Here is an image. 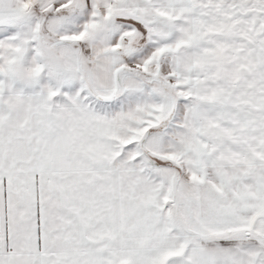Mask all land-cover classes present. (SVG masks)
Listing matches in <instances>:
<instances>
[{"label": "snow or ice", "instance_id": "obj_1", "mask_svg": "<svg viewBox=\"0 0 264 264\" xmlns=\"http://www.w3.org/2000/svg\"><path fill=\"white\" fill-rule=\"evenodd\" d=\"M0 264H264V0H0Z\"/></svg>", "mask_w": 264, "mask_h": 264}]
</instances>
